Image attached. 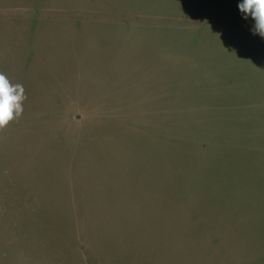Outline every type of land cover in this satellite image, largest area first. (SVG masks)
Segmentation results:
<instances>
[{
	"label": "rangeland",
	"instance_id": "rangeland-1",
	"mask_svg": "<svg viewBox=\"0 0 264 264\" xmlns=\"http://www.w3.org/2000/svg\"><path fill=\"white\" fill-rule=\"evenodd\" d=\"M239 0H0V264H264V39Z\"/></svg>",
	"mask_w": 264,
	"mask_h": 264
},
{
	"label": "clouds",
	"instance_id": "clouds-1",
	"mask_svg": "<svg viewBox=\"0 0 264 264\" xmlns=\"http://www.w3.org/2000/svg\"><path fill=\"white\" fill-rule=\"evenodd\" d=\"M237 8L242 19L251 20L250 31L264 39V0H239ZM24 99L23 86L11 84L4 74H0V128L20 116Z\"/></svg>",
	"mask_w": 264,
	"mask_h": 264
}]
</instances>
